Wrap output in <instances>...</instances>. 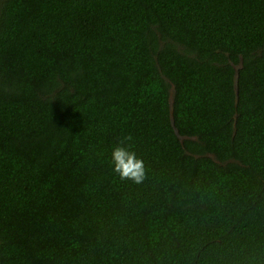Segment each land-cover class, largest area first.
<instances>
[{
  "label": "trees",
  "instance_id": "16d2710c",
  "mask_svg": "<svg viewBox=\"0 0 264 264\" xmlns=\"http://www.w3.org/2000/svg\"><path fill=\"white\" fill-rule=\"evenodd\" d=\"M0 264H264V0H0Z\"/></svg>",
  "mask_w": 264,
  "mask_h": 264
},
{
  "label": "clouds",
  "instance_id": "9594fccd",
  "mask_svg": "<svg viewBox=\"0 0 264 264\" xmlns=\"http://www.w3.org/2000/svg\"><path fill=\"white\" fill-rule=\"evenodd\" d=\"M135 137L127 134L118 140V143L112 148L111 161L113 171L119 175L122 180H130L140 184L146 178V168L143 159L138 158L133 151Z\"/></svg>",
  "mask_w": 264,
  "mask_h": 264
},
{
  "label": "water",
  "instance_id": "95a60500",
  "mask_svg": "<svg viewBox=\"0 0 264 264\" xmlns=\"http://www.w3.org/2000/svg\"><path fill=\"white\" fill-rule=\"evenodd\" d=\"M241 67H242V63H241L240 66H237V67H236V71H238ZM237 80H238V74L236 75V86H237ZM170 102H171V109H172L173 100H171ZM172 125H173L174 128H175L174 120H173V119H172ZM175 132H176L177 136L180 138V140L183 141V137L180 136V134H179V132L177 131L176 128H175Z\"/></svg>",
  "mask_w": 264,
  "mask_h": 264
}]
</instances>
